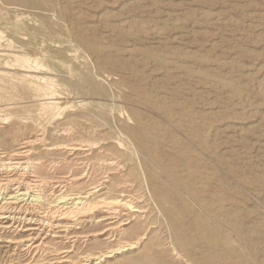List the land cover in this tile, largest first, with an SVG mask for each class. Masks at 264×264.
<instances>
[{"label":"rangeland","instance_id":"obj_1","mask_svg":"<svg viewBox=\"0 0 264 264\" xmlns=\"http://www.w3.org/2000/svg\"><path fill=\"white\" fill-rule=\"evenodd\" d=\"M0 1V31L21 46L18 55L41 60V63L43 61L46 69L40 68L33 72L44 73L52 78L62 94L61 102L73 105V109L68 111L71 115L69 121L58 118L50 123L37 98L11 90V101L16 102L15 107L7 108L5 100L0 102V151L10 153L17 150L24 141L33 140L30 143L33 165L38 166L36 170L41 178L50 181L72 172L80 161L78 154H73L67 147L49 150V143L59 141L58 144L65 145L80 142L78 139L82 137L96 140L103 135L120 136L121 130L133 124L128 116L129 109L139 110L138 115L143 121L157 124L158 129L155 131L162 135L168 128L171 131L175 129L171 126L175 121L190 125L192 118L204 120L207 124L200 123L194 129L196 133H205L208 137V149L201 156L200 168L214 176L213 187L215 183L223 185L224 196L229 200V203H224L226 207L231 204L232 197L238 199L237 207H229L241 218L243 225H249L255 230L252 234L254 246H258V252L264 254V96L258 91L260 82H264V0H82L84 3L79 8L80 18L72 15L67 0ZM118 17L147 23L158 22L163 34L159 37H129L114 27L119 21ZM78 34L94 45H111L114 51L104 55L105 58L95 57L89 49L76 46L71 48L62 44L63 41L76 38ZM50 42L54 43L53 46L48 45ZM133 47H141L149 54L133 56L137 58L136 61L127 51ZM74 50L82 56L81 61L75 62L68 56ZM150 53L160 54L170 63L166 65L165 62L155 60ZM3 69L16 71L12 66ZM108 75H111L110 79L105 78ZM222 81L229 86L220 84ZM78 115H85L88 119L82 118L83 121H79ZM96 125L102 126L104 130H99ZM194 130H175V138L189 141L188 132ZM126 146L133 151L131 145ZM165 149L169 151L172 148L167 146ZM79 171L74 170L75 173ZM92 181L82 184L79 181L77 184L85 188ZM43 191L49 200L58 194L52 184H44ZM154 226L152 229L158 231L162 243L160 257L147 259L144 263L141 260L134 262L136 260L128 258L132 254L129 249L99 264H107L108 261V264H187L186 257L176 256L167 242L166 236L170 232L166 226H159L158 222ZM136 232L129 230V234ZM50 237L47 239L52 245L50 249L71 245L65 239ZM147 241L133 250L137 252L142 249V254L148 253L150 249ZM15 245L0 242V264L28 263L21 248ZM102 246L92 241H81L70 255L76 260L85 252H96ZM35 264L50 262L43 260Z\"/></svg>","mask_w":264,"mask_h":264},{"label":"bare ground","instance_id":"obj_2","mask_svg":"<svg viewBox=\"0 0 264 264\" xmlns=\"http://www.w3.org/2000/svg\"><path fill=\"white\" fill-rule=\"evenodd\" d=\"M67 2L70 4L72 15L75 17L81 16L79 8L84 2L82 0H67ZM35 24L37 25V23ZM93 27L90 26V28ZM114 27L135 39L138 37H159L163 34V29L158 25V22L147 23L141 20L119 18ZM53 44L52 42L48 43L49 46H53ZM62 44L71 48L76 46L80 49H89L95 57L106 56L114 51L111 45H94L79 34L76 38L63 41ZM20 49L21 46L0 31V102L5 100L4 105L7 108H14L16 102L11 101V90L24 95L31 94L40 102V108L49 117L50 123L58 118L69 121L71 115L68 111L73 109L72 103L69 105L61 102L62 94L52 78L44 75V73L33 72L40 68L42 70L46 69L43 61L41 63V60L18 55L17 52ZM127 51L134 59L136 57L133 56H147L149 54L141 47L129 48ZM68 56L75 62L81 61L82 57L76 50L68 53ZM150 56L155 60L165 62L166 65L170 63V61L162 58L160 54L150 53ZM108 58L110 57L108 56ZM133 61L135 62V60ZM8 66H12L16 71L21 72L17 73L16 71L3 69ZM110 76H105V78L110 79ZM220 84L229 86L228 83L223 81ZM258 91L264 96L263 81L260 82ZM156 104L158 105V103ZM138 113L139 110L133 108L128 110V116L133 124L125 128L123 126L124 130L119 132L120 136L103 135L102 138L96 140H86V137L85 139L82 137L78 139L80 142L75 141L73 144L67 143L65 145L58 144L59 141L49 143V150L67 147L73 154H78V161H80L74 169H80L78 173L73 170L65 176L50 181L41 178L36 170L38 166L33 165L34 162L30 157L32 151L30 143L33 140L24 141L17 150L10 153L0 151V242L16 243L15 246L21 248L23 254L27 257V264H35L43 260L50 262V264H99L107 258L123 251H129V249L132 250V254L128 255L129 259L136 260L134 262L141 260L144 263L148 261L147 259L160 257L161 255L160 247L162 243L159 241L158 231L152 229L155 227L154 224L158 222L159 226L165 225L169 230L170 235L166 236L168 237L167 242L174 254L178 257L185 256L187 264H264L263 252L259 253L258 246L255 247L256 245L254 246L253 243L252 234L255 230L249 225H243L241 218H238L230 208L237 207V204H239L238 199L232 197L230 207H226L224 203L225 201L229 203V200L224 196L223 185L215 183L213 187L212 178L214 176L200 168L201 156L208 149V137L205 133H196L197 131L194 129L198 124H207V122L200 119L195 120V118L193 120L192 118L190 125H186L183 122L175 121L174 124H171L175 128L172 129L173 132L168 128L167 132L162 135L159 134L160 132L156 133L155 131V129H158L157 124L152 121H143ZM78 116L79 121H83L82 118H87L85 115ZM7 120L9 119L7 118ZM96 126L99 130H104L102 126ZM178 129L194 130L192 133L188 132L189 141L185 142L175 138L174 133ZM70 133L72 134V132ZM217 133L219 134V132ZM91 135H93V132ZM56 136L58 137V135ZM111 141L113 142L112 145L109 144ZM127 144L132 146L133 151L126 146ZM167 146L172 149L166 150ZM221 152H224V150ZM211 158L213 159V157ZM90 180L93 181L87 187L80 188L78 186ZM79 181L82 182L77 184ZM44 184L47 186L52 184L53 189L58 192L53 199L46 198L43 191ZM71 187L73 188L69 191L68 189ZM233 211H236V209ZM129 230L137 232L129 234ZM7 234L11 236H7ZM50 236L65 239L71 245L50 249L52 245L47 240ZM146 239L150 249L148 253L142 254V249L137 252L133 250ZM81 241H92L103 246L96 252H85L84 255L82 254L75 260L70 253L73 252L76 244ZM9 259L11 258L9 257ZM119 260L121 259L119 258L118 262Z\"/></svg>","mask_w":264,"mask_h":264}]
</instances>
